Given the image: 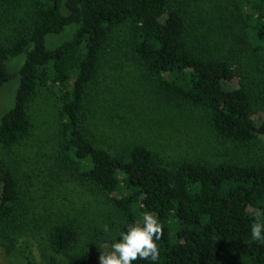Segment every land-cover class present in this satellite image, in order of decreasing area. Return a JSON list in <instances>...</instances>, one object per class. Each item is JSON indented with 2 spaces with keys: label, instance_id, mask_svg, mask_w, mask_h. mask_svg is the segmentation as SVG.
Instances as JSON below:
<instances>
[{
  "label": "trees",
  "instance_id": "obj_1",
  "mask_svg": "<svg viewBox=\"0 0 264 264\" xmlns=\"http://www.w3.org/2000/svg\"><path fill=\"white\" fill-rule=\"evenodd\" d=\"M225 1L222 15L208 20L201 0H0L4 17L14 23V32L0 38V90L20 81L13 107L0 119V241L15 246L25 220L22 173L6 152L32 135L34 99L43 89L60 86L59 155L50 175L90 185L121 216L111 235L91 227L82 252L68 264H99L101 252L111 251L104 244L118 242L129 225L142 224L145 212L156 214L163 226L162 238H154L160 256L134 264H264V245L253 241L250 231L254 215L264 211L263 159L166 166L143 144L115 154L97 145L84 126L85 104L99 96L96 85L105 67L110 59L119 65L127 57L160 94L199 110L220 140L240 147L259 144L264 0ZM66 32L71 38L46 47L49 36ZM229 42L236 46L231 52ZM21 55L25 62L15 72L9 62ZM237 57L247 59L244 77ZM53 220L47 234L51 258L68 254L81 240L80 225ZM23 256L32 264L30 254Z\"/></svg>",
  "mask_w": 264,
  "mask_h": 264
},
{
  "label": "rangeland",
  "instance_id": "obj_2",
  "mask_svg": "<svg viewBox=\"0 0 264 264\" xmlns=\"http://www.w3.org/2000/svg\"><path fill=\"white\" fill-rule=\"evenodd\" d=\"M201 2L206 12L203 16L210 20L222 15V7L228 1ZM4 11L0 9V38L14 32V23L4 17ZM241 15L242 12L236 18L238 33ZM71 34L66 32L49 36L46 47L49 50L56 48L71 38ZM243 45L241 39L239 46ZM235 47L229 42L227 49L231 52ZM25 58V55L16 57L9 62V66L15 72L18 71ZM110 61L112 63L105 67L96 85L99 96L95 97L93 103L91 96L83 113L86 132L91 136L94 134L97 145L121 154L137 143L143 144L158 153L166 166L187 160L210 165L228 161L264 160V139L253 147H240L220 140L210 130L207 118L199 110L178 104L160 94L159 87L135 68L127 57L117 61H123L119 65ZM246 65L247 59L236 58L235 66L242 68L238 71L241 77L245 76ZM19 82L17 77L0 90V119L13 107ZM234 86H237V81ZM62 94L60 86H52L39 93L29 107L34 126L32 135L21 145L6 152L5 157L22 173L23 206L20 215L25 217L22 224L26 232L23 234V229L18 228L22 234L17 236L19 240L15 246L7 244L8 239L0 241V264H29L24 259L25 253L31 255L32 264H68L82 252L91 227L111 235L121 221L110 199L90 185L67 175L59 176L55 181L50 175L51 162H56L59 155ZM263 118L259 115V120ZM53 218L59 222L70 221L80 225L81 240L68 254L51 258L47 234L55 223ZM105 225L108 226L107 232L104 231ZM26 244L27 250L24 248ZM112 244L105 243L103 248L109 251Z\"/></svg>",
  "mask_w": 264,
  "mask_h": 264
},
{
  "label": "clouds",
  "instance_id": "obj_3",
  "mask_svg": "<svg viewBox=\"0 0 264 264\" xmlns=\"http://www.w3.org/2000/svg\"><path fill=\"white\" fill-rule=\"evenodd\" d=\"M254 220L250 230L252 240L264 245V211H258ZM104 231H108L107 225ZM162 236L163 226L156 214L145 212L142 224L129 225L120 233L118 242L112 244L110 252H101L99 264H134L138 259L157 261L160 251L154 238L158 241Z\"/></svg>",
  "mask_w": 264,
  "mask_h": 264
}]
</instances>
